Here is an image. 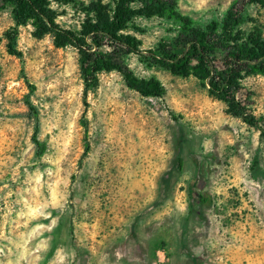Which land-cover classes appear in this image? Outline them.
Returning <instances> with one entry per match:
<instances>
[{
    "label": "rangeland",
    "instance_id": "obj_1",
    "mask_svg": "<svg viewBox=\"0 0 264 264\" xmlns=\"http://www.w3.org/2000/svg\"><path fill=\"white\" fill-rule=\"evenodd\" d=\"M67 1L52 5L56 22L78 32L91 3L113 0ZM173 1L198 26L246 3ZM245 13L244 30L264 38V0ZM11 25L9 9H0V264H264L256 129L229 115L201 80L120 50L102 52L136 78L158 80L164 95L143 98L118 73L102 72L84 96L73 48L35 39L26 26L21 63L5 51ZM123 33L148 51L170 49L179 30L154 16L135 18ZM29 85L39 154L24 105ZM238 98L264 125V76H246Z\"/></svg>",
    "mask_w": 264,
    "mask_h": 264
},
{
    "label": "trees",
    "instance_id": "obj_2",
    "mask_svg": "<svg viewBox=\"0 0 264 264\" xmlns=\"http://www.w3.org/2000/svg\"><path fill=\"white\" fill-rule=\"evenodd\" d=\"M66 1L0 0V9H9L12 21L3 34L6 53L22 63V53L18 49L19 30L30 26L35 39L50 36L54 47H71L76 51L84 96L97 87L100 73L116 72L125 86L141 97L161 98L165 89L158 80L136 78L127 68L108 60L102 50H120L144 57L149 65L160 66L171 75L201 80L209 96L222 101L229 115L256 129L264 140V125L247 112L238 98L241 81L246 76H264V38L255 29L244 30L245 7L254 0H245V6L231 5L220 19L204 26L195 25L180 15L173 0H113L111 6L96 2L87 9L91 17L82 22L78 32L62 28L56 22L52 5L62 6ZM154 16L171 21L178 27L179 34L170 49L143 51L136 38L123 32L134 27L135 18ZM28 88L24 105L34 123L31 141L39 154L38 112L30 101L34 87L29 85ZM82 127L86 130V123H82ZM87 148L85 143V151ZM199 202L208 204L210 201L200 195Z\"/></svg>",
    "mask_w": 264,
    "mask_h": 264
}]
</instances>
